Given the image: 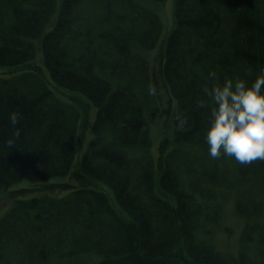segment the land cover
<instances>
[{
	"label": "trees",
	"instance_id": "obj_1",
	"mask_svg": "<svg viewBox=\"0 0 264 264\" xmlns=\"http://www.w3.org/2000/svg\"><path fill=\"white\" fill-rule=\"evenodd\" d=\"M55 10L56 0H0V68L16 69L0 78V194L26 180L37 189L7 192L0 264H264V200L238 201L247 222L236 255L208 240L220 220L216 190L257 178L264 193V160L231 157L233 181L205 139L206 90L264 72V0H176L157 71L145 53L163 24L140 1L62 0ZM36 40L51 80L97 107L77 164L88 119L42 78ZM156 86L170 98L175 146L166 154L161 144L155 158L145 109Z\"/></svg>",
	"mask_w": 264,
	"mask_h": 264
},
{
	"label": "rangeland",
	"instance_id": "obj_2",
	"mask_svg": "<svg viewBox=\"0 0 264 264\" xmlns=\"http://www.w3.org/2000/svg\"><path fill=\"white\" fill-rule=\"evenodd\" d=\"M138 1L143 3V5H145L149 9L156 12L160 16V19L163 24V30L160 35L158 45L155 49L145 53V56L151 59L153 70L157 71V69L161 65L159 63V53L162 50L163 45H167L169 36L175 27L176 0H165L164 2H156L152 0ZM61 3L62 0H56V10L53 16H56L58 14L61 7ZM50 28L51 27L48 26L46 28V32L49 31ZM39 42V40L35 41V63L44 71V73H42L41 75L42 78L47 83L49 88H51L62 101L71 104L77 109V111L81 115L80 122L83 121V119L85 118L88 119L86 125L82 129V133L80 132L77 135L75 142V164H77L82 159L84 152L88 148L89 142L93 138V133L91 131V127H89V124L93 125L95 121L97 107L93 105L87 97L79 93H72L61 87H58L51 80L49 73L45 67L43 52L41 47L39 46ZM10 70L16 69L0 68V78L11 77L9 75ZM154 79L157 80L156 78ZM159 91L160 87L157 88L156 86V90L153 89L151 99H149L150 102L147 104L145 109V117L147 119V124L152 139V146L149 149V154L154 156L155 158L158 157V149L161 144V147L164 146V150L168 147L166 150V154L170 152L175 146V144L173 143L175 129V125L173 123V112H171V106H169L167 103L170 98L167 96L165 90H162L160 93ZM218 160L222 161V163L227 166L230 177L233 181L240 178V175L236 169V162L234 159L221 155ZM259 187L260 181L256 178V180H254L253 182H249L248 184H236L233 185V187L230 189H223L221 191L216 190V192L220 196L221 202L220 220L213 227V233L208 240L211 243L215 242V245L221 250V252L232 255H236L238 253L240 246V238L246 225L247 219L237 214L236 205L240 200H244L245 202H249V199H251V201L264 200V193L258 191ZM16 188L24 189L22 190L23 192H21L19 195L24 196L26 194H29L28 197L31 196V193L33 191L37 190L34 189L33 183L26 180L17 185L12 186L8 191L0 194V217L7 209L12 206L13 203V200H11L7 192H10ZM256 191L257 193H255ZM255 247L256 243L252 245L251 253L253 256H257V254L255 253Z\"/></svg>",
	"mask_w": 264,
	"mask_h": 264
},
{
	"label": "clouds",
	"instance_id": "obj_3",
	"mask_svg": "<svg viewBox=\"0 0 264 264\" xmlns=\"http://www.w3.org/2000/svg\"><path fill=\"white\" fill-rule=\"evenodd\" d=\"M210 75L215 79V73ZM206 95L212 105L205 136L208 155L232 157L241 165L264 160V72L251 85L225 79L206 90ZM9 119L15 126L18 114L11 113Z\"/></svg>",
	"mask_w": 264,
	"mask_h": 264
}]
</instances>
